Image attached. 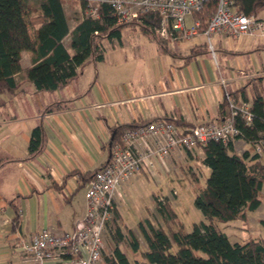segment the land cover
<instances>
[{
	"label": "crops",
	"instance_id": "obj_1",
	"mask_svg": "<svg viewBox=\"0 0 264 264\" xmlns=\"http://www.w3.org/2000/svg\"><path fill=\"white\" fill-rule=\"evenodd\" d=\"M68 8L74 13L73 22ZM65 10L72 29L80 17V6L66 2ZM257 15L264 21V9ZM195 36L201 43L195 41L187 54L180 47L169 48L172 52L162 47L165 53L180 58V63L156 54L158 64L128 67L119 79L101 75L94 62L87 64L95 68L83 70L86 64L77 79L55 91L38 89L24 72L16 75L18 87L0 95V264L21 262L22 253L15 247L20 236L28 238L44 227L57 232L70 230L85 214L86 194L80 198L79 173L72 172L98 168L109 159L114 125L167 117L177 123L184 121L186 124L179 126L187 128L221 119L219 107L226 90L246 85L251 91L252 83L261 78L264 84V32L239 38L215 33V53L205 45V36ZM68 37L64 42L70 48ZM164 40L169 47L170 40ZM32 56L30 51L22 52L24 69L32 65ZM107 60L106 52L104 65ZM105 72L112 75L113 68L106 67ZM60 99L68 100L64 109L43 111ZM39 123L45 127L46 145L42 153L30 157L31 131ZM233 142L238 152L249 147L243 138ZM149 143L155 147L156 138ZM136 145L143 152L147 150L142 141ZM201 148L185 149V153L202 160ZM175 151L176 147L161 157L149 156L142 169L148 168L157 176L153 159L163 171H170L168 158ZM10 200L21 208L17 227L16 209Z\"/></svg>",
	"mask_w": 264,
	"mask_h": 264
},
{
	"label": "trees",
	"instance_id": "obj_2",
	"mask_svg": "<svg viewBox=\"0 0 264 264\" xmlns=\"http://www.w3.org/2000/svg\"><path fill=\"white\" fill-rule=\"evenodd\" d=\"M22 1L0 0V95L18 87L16 75L20 72H24L40 90L55 91L65 87L79 77L87 63L104 61L106 51L103 39H121L124 28L130 26H139L151 39L172 52L167 47V41L155 30L160 20L158 13H145L140 19L119 23L107 3L95 5L94 0H38L33 16L37 24L33 36ZM66 2L80 6V17L72 29L65 10ZM233 6L237 11L257 15L264 9V0H233ZM216 8L217 0L207 1L199 13L204 25ZM68 35L70 48L64 42ZM205 45L208 46L207 43ZM23 51L33 54L32 65L25 69L21 62ZM261 80L251 82V91L243 85L230 92L236 99L242 97L251 102L253 118L250 122L241 113L235 116V124L241 130L236 138H243L249 147L238 152L234 140L227 144L222 140H212L200 145L204 151L202 161L211 168L206 183L197 189L195 197V204L204 218L195 221L191 230L185 229L181 222L179 227L173 228L171 223L177 221V214L169 196H165L164 202L156 196L157 211L163 222H155L150 217L139 220L138 225L147 246L142 249L139 235L125 224L116 207L110 227L112 248L104 256L107 264H134L120 245L127 240L135 253L140 251L142 256V259H135L136 264H264L263 236L232 241L219 226V222L246 218L248 210L258 208L264 201L263 152L256 150L258 143L264 150V84ZM67 103L65 99L55 100L43 111L64 109ZM227 105L224 98L219 107L221 118L227 116ZM164 119L171 120L167 117ZM152 121L146 119L114 125L113 137L109 142L110 152L116 144H122L125 130ZM179 123L186 124L182 120ZM46 141L45 127L39 123L31 131L29 156L42 153ZM106 162L86 172H72L79 173V187L89 182ZM195 178L198 180L197 176ZM10 203L16 209L14 226L17 227L21 221V208L14 200H10Z\"/></svg>",
	"mask_w": 264,
	"mask_h": 264
},
{
	"label": "built area",
	"instance_id": "obj_3",
	"mask_svg": "<svg viewBox=\"0 0 264 264\" xmlns=\"http://www.w3.org/2000/svg\"><path fill=\"white\" fill-rule=\"evenodd\" d=\"M209 0H94L95 5L107 3L119 23L140 19L149 12L158 13L160 20L155 26L160 37L179 41L203 35L209 49L215 53L212 35L226 34L239 38L264 32V21L256 14L237 11L233 0H217V8L204 25L201 13ZM96 12V9L93 10ZM227 116L214 118L191 127H181L174 118L158 119L137 128L125 130L122 144H116L110 159L96 171L88 182L86 191L87 210L72 229L54 231L44 227L26 238L23 235L15 243L22 253L19 264H101L106 252V230L115 216L116 197H122L121 184L136 171L148 165L151 155L162 156L171 148L194 150L212 140L225 144L236 139L240 128L235 124L239 113L250 122L253 113L251 102L236 99L225 91ZM155 137L156 146L149 140ZM142 141L147 150H140L136 142ZM256 150L262 152L260 143ZM174 190L172 195H176ZM166 201L165 196H159Z\"/></svg>",
	"mask_w": 264,
	"mask_h": 264
},
{
	"label": "rangeland",
	"instance_id": "obj_4",
	"mask_svg": "<svg viewBox=\"0 0 264 264\" xmlns=\"http://www.w3.org/2000/svg\"><path fill=\"white\" fill-rule=\"evenodd\" d=\"M23 9L25 16L30 24L32 35L35 36V29L37 24L33 21V16L36 13V5L38 0H23ZM70 21L73 22V11L68 8ZM69 37L66 39L69 45ZM197 43L198 37L194 36L191 39H184L180 42L170 41L168 43L169 48L176 50L180 47L184 54H187L191 46ZM215 42V38L212 36V42ZM105 51L108 53V60L104 65L103 61L98 62L97 68H101V75L108 74L109 76H115L116 78H123L128 67H137L140 69L145 64H158L159 59L156 54L163 55L168 61L181 62L180 58L165 53L160 44L151 39L150 36L144 33L139 26L124 28L121 39H103ZM214 44V43H213ZM209 47V43H207ZM209 50V49H208ZM161 52V53H160ZM211 51H209V54ZM111 61H110V60ZM114 60L115 63L112 61ZM104 65V66H103ZM94 67L92 63L87 64L83 70L88 67ZM113 68V74L110 69ZM95 68V67H94ZM84 72V71H83ZM86 75V74H85ZM84 75V76H85ZM201 152L204 153L201 148ZM185 149L176 147V151L168 158L169 164L172 167L170 171H163L161 165L152 159L154 163L153 168L157 176L153 175V171L139 170L137 173H133L125 179L121 184L122 197H116L118 210L121 213L122 219L128 227H131L138 235L142 242V249H145V239L140 231L138 222L139 220L150 217L155 222L162 221L157 211V198L156 196H169L171 206L177 214V221L171 223L173 228L179 227L181 222L185 229L191 230L193 223L204 218L202 211L195 204V197L197 189L206 183L207 177L211 172V168L206 165L201 159L197 157H189L185 153ZM263 158L264 161V150ZM152 157L154 155H151ZM150 156V157H151ZM196 173H194V171ZM198 176L196 180L195 176ZM87 185L84 184L80 187V198H85L87 191ZM174 190L177 191L176 195H172ZM113 219L110 221L106 230V252L109 253L112 248L111 237V225ZM219 226L222 230L226 231L232 241L243 240L247 237H264V201L262 204L254 209L248 210L246 218L233 219L228 222H219ZM168 229V226H166ZM125 230L126 227H125ZM121 247L132 258L134 264L135 259H142L140 251L135 253L132 249L129 241H123ZM101 264H107L105 258Z\"/></svg>",
	"mask_w": 264,
	"mask_h": 264
}]
</instances>
